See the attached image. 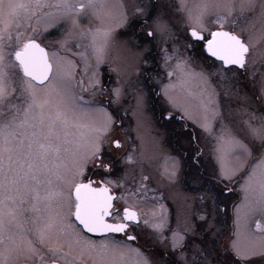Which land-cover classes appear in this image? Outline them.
I'll return each instance as SVG.
<instances>
[{"label":"snow or ice","instance_id":"1","mask_svg":"<svg viewBox=\"0 0 264 264\" xmlns=\"http://www.w3.org/2000/svg\"><path fill=\"white\" fill-rule=\"evenodd\" d=\"M85 256L264 264V0H0V264Z\"/></svg>","mask_w":264,"mask_h":264},{"label":"rangeland","instance_id":"2","mask_svg":"<svg viewBox=\"0 0 264 264\" xmlns=\"http://www.w3.org/2000/svg\"><path fill=\"white\" fill-rule=\"evenodd\" d=\"M123 31V29H117V33ZM53 37L52 39H56ZM45 44H50L49 40L44 41ZM199 54V49L193 50V59ZM202 85L198 82L195 77H185L181 82H177L174 89V94L177 99L183 103L188 110L192 113L193 117L199 118L202 115V95H201ZM131 136L133 138L139 137L135 140V144H139L145 153V155H152L157 152L160 147H163L164 151H172L174 148V142L171 141V137L168 136L163 128L154 129H139L137 130L135 126H131L129 129ZM157 133H159V143ZM205 153L208 151V144L205 142L203 145ZM258 193H251L250 195H257ZM243 194L237 190V196H242ZM75 255V251L73 252Z\"/></svg>","mask_w":264,"mask_h":264},{"label":"flooded vegetation","instance_id":"3","mask_svg":"<svg viewBox=\"0 0 264 264\" xmlns=\"http://www.w3.org/2000/svg\"><path fill=\"white\" fill-rule=\"evenodd\" d=\"M67 251V249H65ZM83 264H92V261L87 257H83Z\"/></svg>","mask_w":264,"mask_h":264}]
</instances>
